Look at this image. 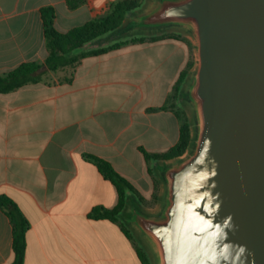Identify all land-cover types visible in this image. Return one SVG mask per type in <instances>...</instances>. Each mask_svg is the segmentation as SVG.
Returning <instances> with one entry per match:
<instances>
[{
	"label": "crops",
	"instance_id": "0c3cea01",
	"mask_svg": "<svg viewBox=\"0 0 264 264\" xmlns=\"http://www.w3.org/2000/svg\"><path fill=\"white\" fill-rule=\"evenodd\" d=\"M116 1L86 0L72 10L66 0H0V74L46 61L43 8H54L57 30L67 33ZM179 35L129 43L56 72L44 66L40 82L0 93V195L31 223L25 264H143L118 223L88 217L119 198L86 156L109 162L153 201L156 163L145 152L174 148L184 121L175 87L194 44ZM13 258V227L0 209V264Z\"/></svg>",
	"mask_w": 264,
	"mask_h": 264
},
{
	"label": "water",
	"instance_id": "95a60500",
	"mask_svg": "<svg viewBox=\"0 0 264 264\" xmlns=\"http://www.w3.org/2000/svg\"><path fill=\"white\" fill-rule=\"evenodd\" d=\"M165 33L194 44L192 140L155 167L157 214L122 220L155 264H264V0H147L107 39Z\"/></svg>",
	"mask_w": 264,
	"mask_h": 264
},
{
	"label": "trees",
	"instance_id": "16d2710c",
	"mask_svg": "<svg viewBox=\"0 0 264 264\" xmlns=\"http://www.w3.org/2000/svg\"><path fill=\"white\" fill-rule=\"evenodd\" d=\"M66 1L68 7L72 10L86 3V0ZM144 2L145 0H118L111 6L110 11L106 15L94 18L82 26L73 28L67 33H62L57 30L55 26L56 13L54 8H43L42 18L44 35L48 50L46 61L44 63H23L6 74H0V93H9L27 84L40 82L41 69L44 66H46L48 70L56 72L65 67H73L85 57L105 54L117 50L129 43L144 42L147 40L155 41L167 37H182L177 33H165L161 36H134L96 47V45L102 43L108 35L115 32L123 24L126 17L132 12L140 9ZM193 66L194 62H191L180 76L175 87V98L177 100H179L181 96L183 86ZM191 140L190 122L185 115L178 144L164 154H150L145 152L146 159L157 164L160 161L180 157L184 155L190 147ZM86 158L98 168L105 179L110 180L116 186L119 198L117 206L113 209H107L103 206L95 207L88 217L93 220H110L114 223H118L124 234L135 243L134 235L122 220V215L130 197L136 199L140 204L146 203L145 199L109 162L92 155H87ZM152 174L155 176L153 169ZM156 184L158 189L159 183L157 179ZM157 192L153 197V201H157L158 199ZM0 209L8 215L13 227L14 258L10 264H25L27 235L31 228V223L17 203L7 195H0ZM137 253L143 264L151 263L149 255L139 245H137Z\"/></svg>",
	"mask_w": 264,
	"mask_h": 264
},
{
	"label": "rangeland",
	"instance_id": "374dc122",
	"mask_svg": "<svg viewBox=\"0 0 264 264\" xmlns=\"http://www.w3.org/2000/svg\"><path fill=\"white\" fill-rule=\"evenodd\" d=\"M147 0H145V2H146ZM163 35V34H162ZM109 36V35H108ZM107 36V37H108ZM157 36H161V34H159V35H157ZM107 37L105 38V40L102 42V43H99L98 45H96V47H99V46H104V45H106L107 43H109V42H114V41H119V40H125V39H128L129 37H120V38H118V37H112L111 39H107ZM131 38V37H130ZM92 47H95V46H92ZM192 62H194V65H195V63H196V54H195V48H194V46H193V60H192ZM178 105H179V109H180V111H181V113H182V115H183V117L185 118V115L188 117V119H189V117H190V115H191V111H190V109L188 108V106H186L184 103H183V100H181V98H179V100H178ZM156 165L157 164H154L153 165V170H154V173H155V176L157 177V175H156V172H155V167H156ZM157 181H158V183H159V186H158V195H160V193H161V191H162V185H161V182L159 181V179H158V177H157ZM142 206L146 209V210H148V212L149 213H152V214H157V209H158V200L157 201H152V202H150V203H142ZM127 226V225H126ZM128 227V229L132 232V234L134 235V240H135V245H136V247H137V245H139V246H141L145 251H146V253L148 254V255H150L149 254V252L147 251V249H146V247L143 245V243L139 240V238L137 237V235L134 233V231L129 227V226H127ZM151 260V259H150ZM150 264H155V262H154V260H152L151 261V263Z\"/></svg>",
	"mask_w": 264,
	"mask_h": 264
}]
</instances>
